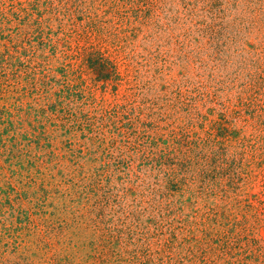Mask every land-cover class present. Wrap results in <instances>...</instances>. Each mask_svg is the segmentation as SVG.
I'll return each instance as SVG.
<instances>
[{
    "label": "rangeland",
    "instance_id": "374dc122",
    "mask_svg": "<svg viewBox=\"0 0 264 264\" xmlns=\"http://www.w3.org/2000/svg\"><path fill=\"white\" fill-rule=\"evenodd\" d=\"M0 264H264V0H0Z\"/></svg>",
    "mask_w": 264,
    "mask_h": 264
},
{
    "label": "trees",
    "instance_id": "16d2710c",
    "mask_svg": "<svg viewBox=\"0 0 264 264\" xmlns=\"http://www.w3.org/2000/svg\"><path fill=\"white\" fill-rule=\"evenodd\" d=\"M100 59H101L102 62H100L98 59L96 61L94 60L95 62L92 63V66H91L92 69L95 68L96 70L99 71V73L103 71L104 68H102V65L104 66V63L103 62L106 61V58H103V56H101ZM98 64H101V67L98 66Z\"/></svg>",
    "mask_w": 264,
    "mask_h": 264
}]
</instances>
